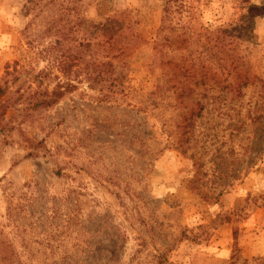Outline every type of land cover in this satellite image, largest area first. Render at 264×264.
<instances>
[{
	"label": "rangeland",
	"instance_id": "obj_1",
	"mask_svg": "<svg viewBox=\"0 0 264 264\" xmlns=\"http://www.w3.org/2000/svg\"><path fill=\"white\" fill-rule=\"evenodd\" d=\"M120 11L130 53L117 89L99 73L101 54L80 43ZM204 29L230 64L226 97L209 82L218 60L198 35ZM185 58L207 73L197 98L219 97L196 126L204 171L229 181L238 170L215 204L191 191L194 161L178 149L190 137L186 100L168 91L160 105L151 94L167 65ZM5 80L0 264H264V0H0ZM59 84L69 90L49 108L23 96ZM152 125L155 141L140 158L137 130Z\"/></svg>",
	"mask_w": 264,
	"mask_h": 264
},
{
	"label": "trees",
	"instance_id": "obj_2",
	"mask_svg": "<svg viewBox=\"0 0 264 264\" xmlns=\"http://www.w3.org/2000/svg\"><path fill=\"white\" fill-rule=\"evenodd\" d=\"M166 7V11H167ZM128 12L120 11L111 17H109L104 24L96 27L99 34L98 37L94 35L84 41V43H80V47H85L87 49L90 57H94L97 53L101 54L99 57V63L97 64V68H100L101 74H108L107 77L113 76V79L110 80V86L113 88L119 89L124 85V79L127 74V70L129 68V64L126 62V57H128L130 53L129 46L122 42L123 36V27L121 19H125ZM124 17V18H123ZM167 19V16H166ZM194 33V32H193ZM192 33V34H193ZM190 34V33H189ZM195 34V33H194ZM198 35L203 37L204 45L212 47V53L214 55L211 56V59L217 58V69L213 71L211 86L213 88H217V91H220L219 96H228L230 94V64L226 59V55L220 56L217 43L212 44L211 36L213 32H210L209 29H204L202 32H199ZM171 46V45H170ZM210 50V47H209ZM101 58V59H100ZM81 59V56L77 57L76 60ZM75 62L77 63V61ZM180 59L176 62L174 69L169 70V65L166 67V72L163 76L158 79L156 88L152 95L159 97V104L162 105L166 98V93L168 91H172L175 96L176 101L179 100L183 102V108L185 109V117L188 120L187 124L190 129L189 134L190 137L188 139V143H186V147H184L183 143H178V149L184 154L190 157L194 161L195 166V174L193 178L189 182V186L191 191L198 196L200 199L208 202V203H218L219 199L225 194L228 193L234 186L235 181L238 180L237 172L238 170H234L233 174L226 175L229 176L230 180L228 181L227 177H224L222 174L216 176L215 179H210L208 177L207 172L204 170V163L202 161V156L200 157L197 152V136L195 135L196 126L198 120L202 117V113L207 107H213L215 103L217 104L218 98H215L214 102L209 104L208 98L198 99L196 93V89L201 86H206L209 82L207 79V73L204 72L203 61L197 59ZM205 60L206 59H202ZM75 63V64H76ZM59 67L62 72H70L72 67L65 65V63H59ZM210 67V66H209ZM165 69V67H163ZM210 69V68H209ZM227 71L226 78H223V73ZM199 73V75H198ZM11 74V72L6 71V75ZM5 78V77H4ZM183 78H187V80L182 81ZM189 80L191 82V87L186 85V82ZM100 81L98 83H101ZM170 84V87H168ZM185 84V85H184ZM64 88V89H63ZM10 89V85L8 80H5L4 83L0 84V123L4 120L6 111L8 109V105L10 102V98L5 99L4 96L8 93ZM69 88H65L63 85L59 84L54 90L51 92L45 90H38L34 93H28V95H23L27 99H30L29 103L34 100L33 106L35 108H49L53 106L58 99L63 98L66 95V92ZM189 94H186V93ZM228 98V97H227ZM226 98V99H227ZM206 99V100H205ZM142 101V100H141ZM227 101V100H225ZM157 102V103H158ZM230 102V99H229ZM149 106V105H147ZM142 110V109H139ZM220 113V112H219ZM222 113H220L221 115ZM155 125L151 126V129L146 133V130L138 129V151L137 155L141 158L142 155V146L143 144H148L146 140L153 139L155 137ZM147 134V136H146ZM144 136L146 139H144ZM207 140L213 141L214 138L206 136ZM155 141V140H154ZM209 141H205V145ZM150 154L158 156L161 154L162 150L157 147L147 148ZM159 152V153H158ZM226 178V179H225ZM6 259L0 258L1 261ZM59 260V264H89L94 259L91 257L87 258H73V257H61ZM10 264H13L12 262Z\"/></svg>",
	"mask_w": 264,
	"mask_h": 264
}]
</instances>
